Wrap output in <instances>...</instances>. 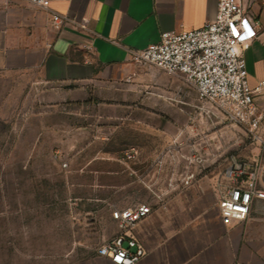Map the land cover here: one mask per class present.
Returning a JSON list of instances; mask_svg holds the SVG:
<instances>
[{
	"label": "rangeland",
	"instance_id": "1",
	"mask_svg": "<svg viewBox=\"0 0 264 264\" xmlns=\"http://www.w3.org/2000/svg\"><path fill=\"white\" fill-rule=\"evenodd\" d=\"M99 72L76 101L35 74L0 79V264H108L97 250L120 232L114 210L213 212L231 158L264 160L183 77Z\"/></svg>",
	"mask_w": 264,
	"mask_h": 264
},
{
	"label": "crops",
	"instance_id": "2",
	"mask_svg": "<svg viewBox=\"0 0 264 264\" xmlns=\"http://www.w3.org/2000/svg\"><path fill=\"white\" fill-rule=\"evenodd\" d=\"M218 3L52 0L53 12L79 23L56 30L49 13L29 0H0V79L35 74L40 83L65 86L64 96L72 101L86 98L85 87L98 76L100 68L142 71L146 83L152 85V67L137 66L129 51L159 42L163 32L203 27L215 19ZM242 3L257 30V37L243 53L248 83L254 88L264 79V0ZM155 81L161 86L169 84ZM257 103L264 111V95ZM132 235L144 250L137 264H264V199L253 203L246 221L229 226L222 223L217 205L213 212L205 207L196 212L191 207L176 211L153 207Z\"/></svg>",
	"mask_w": 264,
	"mask_h": 264
},
{
	"label": "built area",
	"instance_id": "3",
	"mask_svg": "<svg viewBox=\"0 0 264 264\" xmlns=\"http://www.w3.org/2000/svg\"><path fill=\"white\" fill-rule=\"evenodd\" d=\"M29 1L49 13L54 29L79 26L68 15L53 12L52 0ZM256 37L255 23L242 0H219L212 22L198 29L163 32L159 42L129 52L136 64L183 77L203 103L223 110L241 124L251 144L264 152V111L257 103L264 95V79L250 87L243 55ZM263 178L264 160L231 158L216 188V205L224 225L249 218L253 203L264 199ZM152 211L153 207L145 203L114 210L112 217L120 232L100 246L97 255L113 264H137L144 250L132 232Z\"/></svg>",
	"mask_w": 264,
	"mask_h": 264
}]
</instances>
